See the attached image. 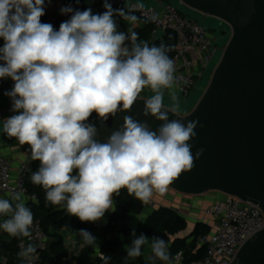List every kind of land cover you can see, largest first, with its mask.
Listing matches in <instances>:
<instances>
[{"label":"clouds","instance_id":"obj_1","mask_svg":"<svg viewBox=\"0 0 264 264\" xmlns=\"http://www.w3.org/2000/svg\"><path fill=\"white\" fill-rule=\"evenodd\" d=\"M103 6L100 14L62 7L60 13L70 18L57 30L41 20L46 0H0V79L13 81L4 95L15 113L3 121V133L30 146L31 159L40 162L30 180L43 188L46 206L60 207L82 223L114 212V196L122 189L144 203L154 192L166 193L204 152L199 148L193 154L190 143L203 126L199 120L170 119L178 105L164 106V90L175 83L170 46H149L137 32L119 31L116 17L131 24L139 18L113 9L109 0ZM146 87L154 94L143 115L162 122L157 129L125 115L123 125L100 142L89 123L92 114L107 121L130 111ZM0 217H5L0 229L9 236L31 235L34 214L22 192L0 198ZM77 233L82 247L97 244L87 229ZM131 235L127 257L141 256L150 244L152 259L170 264L165 239L137 236L135 230ZM35 253L29 244L19 254L28 259Z\"/></svg>","mask_w":264,"mask_h":264},{"label":"water","instance_id":"obj_2","mask_svg":"<svg viewBox=\"0 0 264 264\" xmlns=\"http://www.w3.org/2000/svg\"><path fill=\"white\" fill-rule=\"evenodd\" d=\"M177 2L226 24L230 37L195 106L169 113L170 119L199 120L203 126L190 143L193 154L199 148L204 152L168 189L191 197H234L257 206L264 216V0ZM146 100L139 97L130 111L107 121L93 113L89 123L96 126L97 139L104 142L125 115L156 130L162 122L143 115ZM231 264H264V229L242 245Z\"/></svg>","mask_w":264,"mask_h":264},{"label":"built area","instance_id":"obj_3","mask_svg":"<svg viewBox=\"0 0 264 264\" xmlns=\"http://www.w3.org/2000/svg\"><path fill=\"white\" fill-rule=\"evenodd\" d=\"M154 6L138 8L132 0L109 1L116 9H124L127 13L138 16L149 23L154 32L167 30L175 36V46L172 58L175 62L174 90L183 98L192 96L196 84L204 76L207 65L219 50L208 31L193 20L181 15L169 2L153 0ZM76 9L88 6L101 0H72ZM155 17V19H152ZM194 56V58L191 57ZM5 79H0V85ZM151 90L150 88H145ZM29 164L21 165L15 175H12L10 162L0 156V193H6L11 198L13 192L19 191L28 200L34 196L27 194L25 177L29 172ZM152 202L142 204V209H155ZM203 216L214 219L213 231L200 236L197 245L205 248L202 260L186 262L182 251L173 255L170 264H231L242 245L264 229V216L260 209L250 203L242 202L234 197H225L204 209ZM31 235L17 242L15 258L18 264H74L68 258L43 262L41 253L47 248L48 235L38 221L30 228ZM29 244L36 248L34 256L26 259L19 253ZM4 261V260H2Z\"/></svg>","mask_w":264,"mask_h":264},{"label":"trees","instance_id":"obj_4","mask_svg":"<svg viewBox=\"0 0 264 264\" xmlns=\"http://www.w3.org/2000/svg\"><path fill=\"white\" fill-rule=\"evenodd\" d=\"M103 4L104 2H97L78 10L83 11L87 8H91L93 14H100L105 11ZM69 5L76 9L75 4L72 1L66 6ZM113 9L116 8L113 7ZM128 14L136 16L132 13ZM69 18L70 17L67 15H50L42 17L41 20L44 23H51L58 30L60 23ZM137 22H142L145 25L144 28L137 32L139 35V41L147 42L149 46H170L168 55L171 57L175 46L174 34L167 30L163 33L162 39L149 41V37L153 32L152 26L149 23L142 21L140 18ZM118 30L124 31L119 25ZM39 166L40 163L37 161L30 163V170L25 177V188L27 194L35 197L34 200H28L26 202L27 206L34 214V221L39 222L43 231L47 233L48 238L50 236L48 231L49 228H65L69 231L87 229L92 233L93 223H82L78 218L68 215L67 212L60 207L52 205L46 206L45 192L43 188L33 185L30 180L31 175L38 171ZM114 200L116 208L115 211L108 217L105 234H109L117 230L122 236L124 244L116 238L106 240L101 245L99 252L100 257L93 260L91 259V255L93 254V245L83 246L80 255L76 259V264H165V262L158 259L153 260V254L151 255L148 263L143 262L142 255L137 258L127 257L125 245H129L131 240L134 239L131 235L133 230H135L137 236L143 234L146 237L159 236L165 239L171 259L173 255L179 251L183 252L184 260L186 262H197L202 260L204 257L205 248L202 246L197 247L196 245L197 239L200 236L208 234V227L204 224H196L193 230L188 235L183 237L181 235H183L187 229L186 222L172 209L164 207L155 208L141 220L139 216L143 210V202L140 199L136 198L134 195H129L126 189H122L118 196H114ZM22 238V236H9L5 232L1 235L0 258H5V264H18V260L15 258L17 251L16 245ZM47 249L41 253V260L43 262L60 260L65 256L59 238L51 243L48 249L49 252Z\"/></svg>","mask_w":264,"mask_h":264},{"label":"crops","instance_id":"obj_5","mask_svg":"<svg viewBox=\"0 0 264 264\" xmlns=\"http://www.w3.org/2000/svg\"><path fill=\"white\" fill-rule=\"evenodd\" d=\"M72 0H52L50 4L47 3L46 0V7H45V15L43 17H47L50 15L55 16H65L60 13V9L67 4L71 3ZM104 2V0H101ZM113 1V0H109ZM136 3H141L143 5L154 4L153 0H134ZM164 1V0H161ZM117 24L125 31H135L138 32L145 25L142 22H136L135 24H131L126 20H122L120 17H116ZM164 32L157 31L152 32L149 41H153L155 39H162V35ZM0 46H3V40L0 38ZM194 58L193 55H191ZM13 86V81L10 78H6L0 85V156L6 158L11 164L12 175L14 176L17 169L23 164H30L34 162L31 159V152L30 146L28 145H20L16 138H10L6 134L3 133V121L10 117L11 115L15 114L12 112V102L11 99L4 95V93L10 90ZM196 90V87H195ZM194 90V91H195ZM193 91V93H194ZM149 90H142L141 97L143 93H147ZM192 93V94H193ZM173 96L175 99H173ZM179 97H181L174 88L169 90H164V98L172 100V101H179ZM39 162V161H37ZM40 163V162H39ZM0 198H7L10 199L9 195L6 193H0ZM224 197L218 193H209L199 197H191V196H183L179 195L170 189L167 190L166 193L160 194L158 192H154L151 200L156 208L164 207L169 208L175 211L178 215H180L186 222L187 229L185 233L181 236L188 235L194 228L196 224H204L208 227V233L213 231L214 228V219L207 218L203 216V211L205 208L210 206L215 202L222 201ZM25 202L28 201L26 197H24ZM151 210L144 209L140 214L139 218L142 220L146 217ZM112 212H108L105 214L103 220L93 223V230L92 234L97 238V244L93 245V254L91 255V259H95L100 257V248L103 242L109 239H118L122 244H124V240L122 236L118 233L117 230L111 232L109 234H105V227L107 224V220L109 215ZM5 219V217H0V222ZM49 239L47 242V247L51 243H53L57 238H59L63 251L65 253V258L71 260L74 264H76V259L80 255L81 250L83 247L81 246L82 241L77 233L76 230L69 231L65 228H49ZM4 233L2 229H0V237ZM151 239L152 237H148ZM197 245V242H196ZM197 247H200L197 245ZM47 249V248H46ZM47 249V251H48ZM49 252V251H48ZM152 255V250L150 244H146L142 248V260L144 263H148ZM4 260V261H2ZM5 258H0V264H5Z\"/></svg>","mask_w":264,"mask_h":264},{"label":"rangeland","instance_id":"obj_6","mask_svg":"<svg viewBox=\"0 0 264 264\" xmlns=\"http://www.w3.org/2000/svg\"><path fill=\"white\" fill-rule=\"evenodd\" d=\"M132 1L135 2L134 0ZM166 1L169 2L176 10H178L181 13V15L185 16L189 20H193L197 22L206 31H208L209 36L211 37L213 43L219 48L217 53L214 55L212 60L207 65V68L204 71L203 78L197 82L196 90L194 91V93L190 98L183 99L182 97H179V101H172L164 98V105L167 106L168 108L172 107L173 105H178L179 110L190 111L195 106L197 101L200 99L203 91L205 90L209 82V79L211 77L212 71L215 68L217 62L219 61L223 49L230 37V31L226 24H221L217 20L210 19L208 17L203 16L202 14L192 11L186 8L185 6L178 4L177 0H166ZM137 4L143 5L141 3H137ZM143 6H154V4L143 5ZM153 94L154 93L152 92V90H149V92L143 93L142 96L145 99H149Z\"/></svg>","mask_w":264,"mask_h":264}]
</instances>
